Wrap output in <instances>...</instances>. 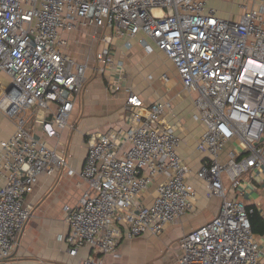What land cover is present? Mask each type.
<instances>
[{
    "label": "built area",
    "instance_id": "obj_1",
    "mask_svg": "<svg viewBox=\"0 0 264 264\" xmlns=\"http://www.w3.org/2000/svg\"><path fill=\"white\" fill-rule=\"evenodd\" d=\"M208 1L0 0V71L11 79L0 109L16 123L0 149V259L20 243L35 209L27 196L40 178L68 167L71 140L63 134L76 130L71 117L91 65L70 55L69 35L104 27L113 34L96 32L104 46L95 60L102 73L109 71L107 90L123 88L114 40L140 36L147 53L160 51L173 62L193 96L192 119L203 127L196 177L206 197L222 204L210 221L181 237L176 264H263L244 194L247 185L264 183V0H243L239 19L220 17ZM168 107L162 101L145 106L131 91L129 127L88 137L80 172L87 188L77 204L64 207L69 231L58 236L72 257L91 248L80 264H104L124 238L160 235L195 210L197 183L180 152L185 122L169 123ZM32 109L41 114L44 138L28 126ZM153 184V202L143 205Z\"/></svg>",
    "mask_w": 264,
    "mask_h": 264
},
{
    "label": "crops",
    "instance_id": "obj_2",
    "mask_svg": "<svg viewBox=\"0 0 264 264\" xmlns=\"http://www.w3.org/2000/svg\"><path fill=\"white\" fill-rule=\"evenodd\" d=\"M242 1L209 0L208 6L215 8L220 17L239 19ZM96 32L113 34L112 30L104 27H88L69 35L70 46L75 43L83 49L85 44L89 47L98 44L99 47H94L97 53L104 44ZM128 42L131 46L127 45ZM111 48L114 63L120 62L122 65V90L115 94L110 93L106 88L109 71L102 73L98 69L96 54L87 58L91 62L86 74L87 83L84 92L76 101L71 117V123L76 126L78 136L83 142L80 143L78 158L73 161L70 142L68 167L60 169L54 176L40 178L34 192L27 196V202L32 203L35 209L23 231L20 243L11 256L0 259V264H80V260L91 252L90 247H83L76 257H72L68 254L65 241L58 239L59 235H66L69 231L64 207L77 204L82 192L87 188L80 176L87 154L84 152L82 155L84 136L127 129L129 124L125 119V105L131 91L144 100L145 106L156 101L168 104L166 119L169 123L175 124L179 118L184 120L186 129L178 131L184 139L180 152L193 170L189 179L197 183L198 201L193 212L181 216L176 223L167 226L162 234L146 233L134 239L124 238L116 253L104 256V264H176L181 253V237L218 214L222 199L207 198L204 183L196 177V170L204 160V155L196 149L203 127L192 119L193 96L183 88L175 65L160 51L147 53L140 42V36L132 39L116 38ZM10 82V77L0 71V98L5 94ZM51 108L55 109L54 106ZM32 112L35 114L30 115ZM38 113V110L33 109L28 112V126L37 137L44 138L41 124L37 122V118L41 116ZM15 129V121L9 119L0 109V149L1 141L8 139ZM74 132L65 131L63 138L68 136L72 141ZM54 142L56 139L50 141L52 144ZM69 168L76 170V173L70 174ZM245 188L244 200L259 216L251 217V222L255 224L254 232L264 264V183L257 187L247 185ZM155 193L156 184H153L140 199L142 204H152Z\"/></svg>",
    "mask_w": 264,
    "mask_h": 264
},
{
    "label": "rangeland",
    "instance_id": "obj_3",
    "mask_svg": "<svg viewBox=\"0 0 264 264\" xmlns=\"http://www.w3.org/2000/svg\"><path fill=\"white\" fill-rule=\"evenodd\" d=\"M84 47H83V49H80L82 47H79V45H76L74 43L73 45H71L68 48V50H69V53H70L71 56L74 55L76 60H78L80 62H83V61H86V59L89 56L96 54L97 50L95 51L94 47H99V46H98V44H94L93 47H89L87 44H85ZM86 83H87V81H86ZM78 135H79V131L75 130V132L73 134V137H72V141H71V153H72L71 157L73 158V161H75L78 158V154H79V152L81 150L80 143L83 144L82 140L80 139V137ZM83 139H84L85 143H84V146H83V149H82V155H84V152L87 153L86 141H87L88 137L84 136ZM85 147H86V149H85Z\"/></svg>",
    "mask_w": 264,
    "mask_h": 264
},
{
    "label": "trees",
    "instance_id": "obj_4",
    "mask_svg": "<svg viewBox=\"0 0 264 264\" xmlns=\"http://www.w3.org/2000/svg\"><path fill=\"white\" fill-rule=\"evenodd\" d=\"M257 217V218H259V216H257V213H256V211H255V209H253V212H252V214H250V222H251V217ZM251 225H252V230H253V232L255 231V224H253L252 222H251ZM255 233V232H254Z\"/></svg>",
    "mask_w": 264,
    "mask_h": 264
}]
</instances>
